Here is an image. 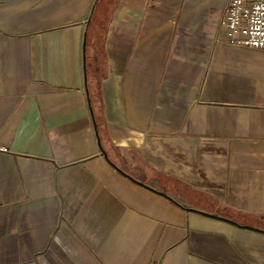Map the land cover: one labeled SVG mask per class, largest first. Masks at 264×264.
I'll return each instance as SVG.
<instances>
[{
  "label": "crops",
  "instance_id": "obj_1",
  "mask_svg": "<svg viewBox=\"0 0 264 264\" xmlns=\"http://www.w3.org/2000/svg\"><path fill=\"white\" fill-rule=\"evenodd\" d=\"M228 2L0 0V264H264V49Z\"/></svg>",
  "mask_w": 264,
  "mask_h": 264
},
{
  "label": "built area",
  "instance_id": "obj_2",
  "mask_svg": "<svg viewBox=\"0 0 264 264\" xmlns=\"http://www.w3.org/2000/svg\"><path fill=\"white\" fill-rule=\"evenodd\" d=\"M219 24L236 42L264 49V0H229Z\"/></svg>",
  "mask_w": 264,
  "mask_h": 264
},
{
  "label": "water",
  "instance_id": "obj_3",
  "mask_svg": "<svg viewBox=\"0 0 264 264\" xmlns=\"http://www.w3.org/2000/svg\"><path fill=\"white\" fill-rule=\"evenodd\" d=\"M92 113H93V112H92ZM95 126H96V128H97V125H95ZM97 137H98V140L100 141V136H99L98 130H97ZM101 147H102V146H101ZM103 152H104L105 156L108 157L107 152H106L104 149H103ZM113 165L116 166L115 163H113ZM129 176H130V175H129ZM130 177H131V176H130ZM136 180H137V182H139V183H141V184H146V185H148V186H150V187H152V188H154V189H157L161 194H163V195H165V196H167V197H169V198L175 200V201H176L177 203H179V204H188L187 201H185V199H183L181 196H176V197H174V196L169 195L168 192H167L166 187L163 186V185L160 183V181H157V182H153V181L146 182V179H145V178L136 179ZM189 207H190V206H189ZM190 208H192V207H190ZM212 216H214V217H221L218 213H214V214H212ZM255 229H256V230H259V229H257V228H255Z\"/></svg>",
  "mask_w": 264,
  "mask_h": 264
},
{
  "label": "trees",
  "instance_id": "obj_4",
  "mask_svg": "<svg viewBox=\"0 0 264 264\" xmlns=\"http://www.w3.org/2000/svg\"><path fill=\"white\" fill-rule=\"evenodd\" d=\"M97 101V111L100 109V107L98 106V102H99V100H96ZM98 115H100V113L98 114ZM223 215H225V216H227V217H229V218H234V215H233V213H223Z\"/></svg>",
  "mask_w": 264,
  "mask_h": 264
}]
</instances>
